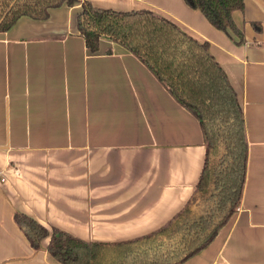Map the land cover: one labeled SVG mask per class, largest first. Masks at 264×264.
I'll use <instances>...</instances> for the list:
<instances>
[{"label": "crops", "instance_id": "1", "mask_svg": "<svg viewBox=\"0 0 264 264\" xmlns=\"http://www.w3.org/2000/svg\"><path fill=\"white\" fill-rule=\"evenodd\" d=\"M90 1L151 9L209 43L243 108L247 177L229 221L181 264H264V0L233 13L243 41L185 0ZM80 9L64 4L0 32V264H59L49 237L32 247L17 212L85 241L118 242L167 224L196 192L206 154L198 118L108 37L91 52Z\"/></svg>", "mask_w": 264, "mask_h": 264}, {"label": "trees", "instance_id": "2", "mask_svg": "<svg viewBox=\"0 0 264 264\" xmlns=\"http://www.w3.org/2000/svg\"><path fill=\"white\" fill-rule=\"evenodd\" d=\"M185 1L218 29L244 40L233 16L244 9V0ZM64 4L81 5L77 29L91 52H98L101 38L108 37L137 56L198 118L205 160L187 204L167 224L138 238L89 242L57 227L49 229L24 213H15V221L36 250L49 237L47 251L59 264H181L211 243L243 197L249 142L237 91L207 41L147 8L114 10L90 0H0V32L23 16L47 19L52 9Z\"/></svg>", "mask_w": 264, "mask_h": 264}]
</instances>
